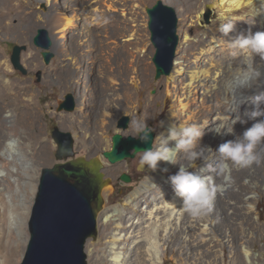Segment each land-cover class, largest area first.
I'll return each instance as SVG.
<instances>
[{
    "label": "bare ground",
    "instance_id": "6f19581e",
    "mask_svg": "<svg viewBox=\"0 0 264 264\" xmlns=\"http://www.w3.org/2000/svg\"><path fill=\"white\" fill-rule=\"evenodd\" d=\"M68 1L72 3V11H68L67 7L64 9ZM34 3L44 4L49 8L47 20L51 22L52 30L54 27L53 39H59V41L57 40V48L64 51L65 46H72V53L75 58L72 57L71 60L75 64L78 74H81L84 66L79 60L84 61V56L91 51L93 42L88 39L89 33L85 23L79 18L77 7L80 3L78 0H34ZM247 4L248 0L188 1L190 8L186 7L190 10H186L187 17L184 14L181 20V28L185 32V43L179 47L171 74L164 77L159 83L164 84L165 92L160 91L154 97L155 99L150 98L144 102L145 116L154 112L153 100L160 101L163 107L168 109L166 123L163 124V127L159 126L158 134L165 131L170 124H178L183 121L203 122L206 120L208 127H211L213 117L220 111L217 108L220 98V81L238 61V57L230 54L223 44L222 34L218 31L220 23L218 20L223 14L236 20V29H246L248 24H251ZM203 5L210 10L218 9L219 16L216 21L208 26L202 38L190 41L187 19L191 18L189 16L192 13H195L197 20H203ZM28 6L29 4L25 0H0V34H7L16 28L15 26L12 27V21H17L18 25L26 22L35 24L37 19L41 18V13L35 16L33 13L27 12ZM54 9L58 11V17L53 16L52 10ZM96 10L97 8L84 10L85 16L89 19L87 22L89 27L95 24V18L91 16L90 11ZM255 19L257 25L253 30H264V14L258 15ZM76 24L83 28L76 29ZM111 43L116 44L114 40ZM96 46L98 47V43ZM86 60L87 63L91 64V67L87 68L88 73L86 74L89 82L100 83L103 89L106 88V81L112 85L110 89L104 91L109 104L102 112L100 123L95 125V131L100 136H104L112 116L120 111L116 102L118 98L117 79L116 75L105 78L104 71L98 68L95 58L88 57ZM257 61L260 62L258 57ZM260 63L264 65V62ZM9 69L8 64H0V150L3 151L4 157L9 160V163L4 162V160L0 161V264H10V258L20 252V247H16V244L12 246L15 237L11 225L16 221L18 231H23V224L27 215L28 196L25 195L22 187L17 190L14 188L13 182L10 180L13 178V171L16 170V174L21 179L28 177L31 180L34 179L36 173L35 167H31V170L27 167L29 149H34L36 144L34 135L30 136L27 131L36 125V111L26 110L23 87L21 84H17L15 88L14 84L9 81ZM111 70L114 71L112 68ZM261 72L259 87L250 95L264 91V67L261 68ZM238 81L239 74L237 73L235 82L238 83ZM75 84L81 86L78 79ZM92 98L94 99V97ZM240 99L235 94L232 97L233 103H238ZM94 102H97L96 99L90 101L91 110L98 116V106L95 107ZM19 105L20 107L17 109L16 106ZM249 106L250 101H247L240 105V109L243 110L244 107ZM83 115L84 118H87V112H83ZM64 118L71 119V117L66 116ZM7 119H11L9 126L5 125ZM251 123L253 122H249L243 127L239 124L236 125V131L242 132L244 127H249ZM227 139H231V137H214L205 129L201 143L208 144L215 149ZM217 160L218 156L213 155L211 163L214 165ZM197 163L200 164L201 172H204V165L200 161ZM31 164H35L34 160ZM178 164L182 163L178 161ZM171 166L166 164V167L160 168V165L155 172L149 171V173H153L151 179L163 180L164 194L173 193L171 186L167 185L166 175L172 171ZM173 167L177 171L178 165ZM19 168L23 174L19 173ZM164 168H167L168 171H162ZM119 169L120 167L116 171L112 170L114 172L109 170L104 172L108 175H114ZM236 172L240 175L239 180H235L238 177H232ZM204 174L211 175L214 182L220 185V190L216 196H220L222 200V205H220L224 212L239 206L238 210L235 209L237 212L235 216L238 218H234L237 221L246 217L250 219L252 215L254 219L256 218L252 213L257 210L256 196L261 197L264 194V164L233 168L227 178L217 177L214 171L204 172ZM2 183L7 186H2ZM225 188L233 189V192H222ZM133 198V196L130 197L127 203H134ZM13 200L17 202L15 203ZM209 212L200 217H193L183 209L179 201L175 200L173 194L169 196V200L165 198V195L156 199L151 208L144 211L142 215L138 217L129 216L125 223H123V218L119 217L110 225L112 215L105 212L103 215L104 224L113 226L112 232L105 236V244L107 245L106 264H164L167 256H170L175 264H217L218 262L225 264V248L218 243L220 236L213 229L214 224L210 219ZM230 232L225 233L222 238L226 240L229 250L230 261L228 264H264V228L253 225L248 229L239 227ZM149 236L151 249L144 246ZM128 239L131 244L128 252L125 253L122 252V248L125 246L122 241ZM259 242L262 244L257 245ZM143 248L145 249L143 250ZM256 253L258 254L256 255ZM87 255L94 259V252L88 250Z\"/></svg>",
    "mask_w": 264,
    "mask_h": 264
},
{
    "label": "rangeland",
    "instance_id": "374dc122",
    "mask_svg": "<svg viewBox=\"0 0 264 264\" xmlns=\"http://www.w3.org/2000/svg\"><path fill=\"white\" fill-rule=\"evenodd\" d=\"M25 1L29 4L27 12L33 13L35 16L41 13V18L37 19L35 24L26 22L25 24L18 25L17 21H12V27L15 26L16 28H13L7 34H0V64H8L10 68L9 81L14 84L15 88L17 84L22 85L26 99L25 108H27V111L35 110L37 116L36 125L27 131L30 136L34 135L36 138L34 149H29L30 153L28 152L29 160L27 165L29 170H31V167H35L36 173L34 179L31 180L28 177L21 179L16 174V170L13 171V178L10 179L16 190L22 187L25 195L28 196L27 215L23 224V231H18L16 221L11 225L15 237L12 246L16 244V247H20V252L18 255L10 258V264H20L22 261L29 240L28 221L41 171L43 168H51L57 162L55 159L57 144L51 137L55 127L63 132L72 134L74 139V152L77 157H100L104 162V171L109 170L110 172H114L120 167L114 175L105 174L112 182L103 191L104 206L100 212L101 215L99 214L98 217V237L96 241L88 240L85 245L87 264H106L107 245L105 244V236H108L112 232L113 226L104 224V213L106 212L112 215L110 225L119 217L123 218V223H125L129 216L138 217L142 215L144 211L151 208V205L156 199L165 195V198L169 200V196L173 194H164L162 188L163 180L151 179L153 173H149L147 168L144 171L138 170V162L142 153H138L133 159H125L116 164L108 163L103 157V153L111 150L114 135L119 134L123 138L134 135L132 126L129 123L130 119L147 117L148 124L155 130V137L158 138V128L161 125V121L166 123L168 109H165L160 101L156 102V100H153L154 105L152 107H154V112L149 115L150 117L145 116L144 102L150 98L155 99L154 97L160 91L165 92L164 84L161 85L159 83L167 76L162 75L158 79L155 77L156 70L152 61L155 48L150 41V32L148 29L149 18L146 11L159 3L168 5L175 10L178 19L177 36L179 41L173 59L174 66L179 47L185 43V32L181 28V20L184 16L187 17L186 10H190L188 9L190 8L188 1L190 2L191 0H78L80 3L77 7L79 18L84 21L89 33L88 39L93 42L91 51L84 56V61L79 60L82 66H84L81 74H78L75 64L71 60L72 57L75 58V55L72 53V46H65L64 49L62 48L64 51L57 48V40L59 41V39H53L54 34L52 31L54 27L52 30L51 22L47 20L49 8L44 4H35L34 0ZM71 4L68 1L64 9L67 7L68 11H72ZM95 8H97L96 11H90L91 16L95 18V24L89 27L87 26L89 19L85 16L84 10H94ZM202 10H204L202 11L203 20H197V14L195 13H192L194 16L190 15L189 17L191 18L187 19L190 41H194V39L196 41L200 37L202 38L208 26L213 21H216L219 16L218 9L216 8L210 10L207 6L203 5ZM52 14L54 17L59 16L58 11L55 9L52 10ZM192 18L194 21L191 20ZM195 23L196 25H194ZM75 27L76 29L83 28L80 25L77 26V24ZM39 29L47 30L53 42L51 52L54 53V58L48 65H45L42 60V50L33 44V39ZM113 40L116 44L111 43ZM96 43H98V47ZM14 45H24L27 47V50L21 53V64L28 71L26 76L14 70L10 62ZM88 57L97 60V66L100 70L102 69L104 71L105 78L116 75L117 79L116 88L118 98L116 102L120 111L112 116L111 123L104 136H100L95 131V125L100 123L102 112L109 104L104 91L110 89L112 85L106 81V88L103 89L100 83L95 84V82L88 81V78H86V74L88 73L87 68L91 67V64L87 63L86 60ZM111 68L114 70L113 72ZM38 72H41V79L39 81L36 78V73ZM94 72L97 73L96 70ZM77 79L81 86L75 84ZM68 95L73 99L75 104L74 110L71 112L64 110L58 112L57 109L60 103L64 102ZM92 97L97 101L94 102V106H98V116L91 110L90 101L94 100ZM19 107L20 105L16 106L17 109ZM83 112H87V118H84ZM65 116L71 117V119L67 120L64 118ZM124 117L128 118V126L126 129H120L118 128V124ZM10 123L11 119L5 120L6 126H9ZM155 147L156 139L153 143V148ZM1 160L9 163V160L4 157L2 150H0ZM33 160L35 164H31ZM178 161L182 164L185 163L183 154L180 155ZM160 165V168L166 167L165 163H161ZM15 168L17 169V167ZM170 168L172 171L167 173V176L176 172L173 166ZM170 168L168 167V169ZM19 173L23 174L21 168H19ZM237 173H235L236 175H232V177H238L235 180L240 179V175ZM123 174L129 176V183L120 181V177ZM2 186L6 187L7 185L2 183ZM222 192L230 193L233 192V189L228 190L225 188ZM132 196L135 200L134 203H127V200L130 197L132 198ZM256 199L257 210L252 213L256 218L254 219L252 215L250 219L246 217L237 221L235 218L238 217L235 214L239 206L234 207L233 210L224 212L221 206L222 200L220 196L215 195L209 216L213 221L214 231L220 236L218 243L225 248V264H228L230 261L226 240L222 239L225 233H231L230 231L233 232L239 227L248 229L253 225L264 228V194L261 197L256 196ZM13 202L16 203L17 201L13 200ZM145 242V248L151 249L150 236ZM122 243L125 245L122 248V252L127 253L131 241L129 239L123 240ZM261 244L259 242L257 245ZM88 250L94 252V259L88 257ZM164 264L175 263L170 256H167Z\"/></svg>",
    "mask_w": 264,
    "mask_h": 264
},
{
    "label": "clouds",
    "instance_id": "9594fccd",
    "mask_svg": "<svg viewBox=\"0 0 264 264\" xmlns=\"http://www.w3.org/2000/svg\"><path fill=\"white\" fill-rule=\"evenodd\" d=\"M248 16L251 24L246 29L238 30L236 20L225 15L219 17L218 31L222 34L224 46L230 54L238 57V61L220 81V98L217 108L220 109L213 117L211 127L208 121H183L170 124L165 131L158 134L156 147L144 149L133 148L132 154L141 152L138 170L155 172L161 163L177 166L174 174L167 176L175 200L193 217L206 215L212 208L220 185L214 182L211 175L204 172L214 171L217 177L227 178L233 168H246L252 165L264 164V91L250 95L259 87L262 75L260 62H264V30H253L256 27V17L264 14V0H248ZM257 57L259 61H257ZM239 74L238 83L235 82ZM241 99L233 103V95ZM250 101L249 107L240 109V105ZM242 132L236 131V125L245 126ZM134 135L133 139L152 145V133L155 131L148 124L147 117L129 120ZM161 121V127H163ZM208 133L215 136H229L213 149L208 144H202V138ZM114 147V146H113ZM183 154L185 164H178V158ZM218 156L213 165L212 156ZM200 161L204 172L200 170ZM162 171L167 172L164 168Z\"/></svg>",
    "mask_w": 264,
    "mask_h": 264
},
{
    "label": "water",
    "instance_id": "95a60500",
    "mask_svg": "<svg viewBox=\"0 0 264 264\" xmlns=\"http://www.w3.org/2000/svg\"><path fill=\"white\" fill-rule=\"evenodd\" d=\"M150 41L155 48L152 59L158 79L172 71L173 59L179 38L177 36V15L175 10L162 3L147 9ZM33 44L42 50L45 65L54 58L49 32L39 29ZM24 45H14L10 62L14 70L26 76L28 71L21 64ZM41 79V72L36 73ZM75 104L70 95L60 103L58 112H71ZM128 118L120 120L118 128L126 129ZM152 138H155L153 132ZM52 139L57 144L56 163L51 168H43L37 192L28 221L29 240L20 264H87L85 245L88 240L98 237V217L104 206L103 191L111 184L104 173V162L100 157H77L74 139L69 132L55 127ZM155 140V139H154ZM150 143H141L131 136L123 138L116 134L112 138V148L103 153L110 164L125 159H133L131 149H144ZM114 146V147H113ZM120 181L129 183V176L123 174Z\"/></svg>",
    "mask_w": 264,
    "mask_h": 264
}]
</instances>
